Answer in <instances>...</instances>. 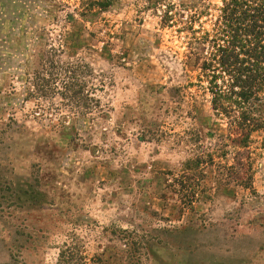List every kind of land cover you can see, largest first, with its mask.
<instances>
[{
  "label": "rangeland",
  "instance_id": "obj_1",
  "mask_svg": "<svg viewBox=\"0 0 264 264\" xmlns=\"http://www.w3.org/2000/svg\"><path fill=\"white\" fill-rule=\"evenodd\" d=\"M2 1L4 33L29 6L50 43L67 30L89 39L100 107L46 113L48 100H25L23 81L0 71V263L58 264L68 244L85 264H264V127L248 149L231 143L186 64L188 27L210 31L222 0ZM7 50L0 37L5 67Z\"/></svg>",
  "mask_w": 264,
  "mask_h": 264
},
{
  "label": "trees",
  "instance_id": "obj_2",
  "mask_svg": "<svg viewBox=\"0 0 264 264\" xmlns=\"http://www.w3.org/2000/svg\"><path fill=\"white\" fill-rule=\"evenodd\" d=\"M100 4L107 6L109 2L91 0L87 6L92 10ZM42 9L49 11L51 6L45 4ZM22 15L25 18L18 33L0 32L2 42L9 43V57L14 59L9 58L12 64L6 67L0 59V71L10 70L13 78L23 81L25 100H48L51 106L44 109L46 113L55 104L77 109L82 106L90 112L98 109L99 99L91 97L98 90L97 85L91 83L94 69L84 58L86 50L92 49L89 39L77 30H67L58 33L57 45L52 44L48 33L34 24L35 15L31 14L29 6ZM12 20L13 24L18 21ZM66 20L72 24L75 18L69 14ZM188 28L191 36L186 64L199 71L201 80L205 79L214 113L229 118V126L237 132L229 141L248 149L252 133L264 127V0H222L220 13L210 31L200 34L193 27ZM45 112L40 111V114ZM76 116L80 120L94 118L85 113ZM61 119L59 123L63 125L66 119ZM66 127L77 130L75 122L63 125ZM244 158L241 164L247 167L243 171L249 181L246 186L251 187L250 152ZM195 160L194 163L202 162L198 157ZM0 264L19 263L13 258ZM58 264H85L82 247L64 244Z\"/></svg>",
  "mask_w": 264,
  "mask_h": 264
},
{
  "label": "crops",
  "instance_id": "obj_3",
  "mask_svg": "<svg viewBox=\"0 0 264 264\" xmlns=\"http://www.w3.org/2000/svg\"><path fill=\"white\" fill-rule=\"evenodd\" d=\"M27 1V4H29V2H30V0H26ZM2 3H4V5H5V3H6V5H9L10 3H11V1L10 0H3L2 1ZM11 6V5H10ZM8 15H11V14H8ZM6 18H8V23H10V25L7 27L8 29H9V31L8 32H6L7 34L8 33H10L11 35H12V33L14 34V33H18V31H19V27H17V30L14 32V30H15V28L16 27H14V29H12V22H13V20L12 19H16V16H6ZM11 20V21H10ZM5 30V27H3L1 24H0V32H3ZM13 30V31H12ZM4 33V32H3ZM6 43H8V41H6ZM11 49L9 48V43H8V50H7V52H9Z\"/></svg>",
  "mask_w": 264,
  "mask_h": 264
}]
</instances>
